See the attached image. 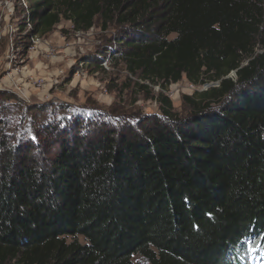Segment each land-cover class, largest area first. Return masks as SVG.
Here are the masks:
<instances>
[{
    "label": "trees",
    "instance_id": "obj_1",
    "mask_svg": "<svg viewBox=\"0 0 264 264\" xmlns=\"http://www.w3.org/2000/svg\"><path fill=\"white\" fill-rule=\"evenodd\" d=\"M30 2L35 36L63 20L78 32L97 22L103 31L120 27L126 36L112 60L139 81L163 91L184 79L218 84L184 97V119L162 92L161 115L135 125L89 135L57 125L39 155L31 138L15 145L13 133L0 132V264L257 261L264 251V0Z\"/></svg>",
    "mask_w": 264,
    "mask_h": 264
},
{
    "label": "rangeland",
    "instance_id": "obj_2",
    "mask_svg": "<svg viewBox=\"0 0 264 264\" xmlns=\"http://www.w3.org/2000/svg\"><path fill=\"white\" fill-rule=\"evenodd\" d=\"M31 9L30 0H0V132L13 133L15 145L21 137L31 138L42 148L35 155L50 146L57 125L67 123L71 131L89 135L100 128L118 129L159 116L162 92L171 99L173 114L184 119L190 114L184 97L218 84L196 87L184 79L163 91L139 81L125 65L112 60L119 51L118 39L126 36L120 27L103 31L97 22L92 30L78 32L63 20L51 34L35 36L29 22ZM77 116L83 122L70 123ZM256 258L243 260L264 264V251L257 250Z\"/></svg>",
    "mask_w": 264,
    "mask_h": 264
},
{
    "label": "built area",
    "instance_id": "obj_3",
    "mask_svg": "<svg viewBox=\"0 0 264 264\" xmlns=\"http://www.w3.org/2000/svg\"><path fill=\"white\" fill-rule=\"evenodd\" d=\"M29 22H30V17H29ZM37 43V42H36Z\"/></svg>",
    "mask_w": 264,
    "mask_h": 264
}]
</instances>
